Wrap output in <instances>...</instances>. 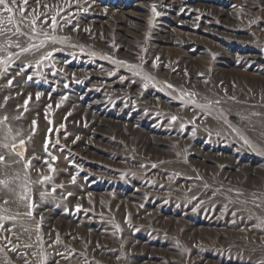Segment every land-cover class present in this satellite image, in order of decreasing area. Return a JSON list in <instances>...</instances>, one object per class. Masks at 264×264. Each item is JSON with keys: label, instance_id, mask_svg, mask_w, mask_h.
<instances>
[{"label": "rangeland", "instance_id": "374dc122", "mask_svg": "<svg viewBox=\"0 0 264 264\" xmlns=\"http://www.w3.org/2000/svg\"><path fill=\"white\" fill-rule=\"evenodd\" d=\"M197 1L201 5V11L206 13L205 16L208 14L216 24L204 25L201 11V18L195 15V18L186 20L188 24L181 22L180 14L176 15L167 8L157 6L153 0H86V3L92 2L97 8L100 7L99 10L111 21L119 17L120 9L129 11L137 22L129 28L130 33L125 34L127 40H130L131 48L128 47L129 50L124 52V57L63 36L55 23L51 25V30L40 31L35 22L22 17L20 8L13 0H5L10 12L0 5V24L11 27L25 40L18 38L20 42L15 44L0 41V108L18 112V143L21 145L19 153L10 150L12 156H8L0 144V168L14 167L25 186L15 203L1 202L4 194L0 187V264H134L135 255L131 256L128 245V240L132 237L139 241L151 239L157 245L171 248V253H159V257L152 259L146 257V252H141L137 256L139 259L143 256L145 262L142 264H190V259L194 256L208 258L209 264H264L263 186L260 182L251 183L246 177L239 182H227L219 178L220 166L231 163L234 158L248 156L255 158L256 171L264 175V138L251 136L253 125L245 126V119L241 115L242 108L257 105L264 107V94L249 86L251 80L264 83V73L260 74L252 71L250 66L240 65L237 59L241 52H248L264 62V0ZM226 14L236 17L239 30L234 32L221 27L223 23L219 19ZM204 26L209 29L203 30ZM158 36L168 38L169 42L166 50L169 56L164 64L160 62L161 55L156 54V44H161L162 40ZM174 39L177 40L175 43ZM185 39L187 43H184ZM57 53L64 54L70 61L88 59L114 73L129 74L132 81L139 83L145 91L154 93L158 98L157 101L152 100L155 101L153 105L134 104L144 113L165 116L168 132L161 134L160 140H155L154 146L158 151L148 152L141 148L137 140L139 127L122 125L118 120L116 122L115 103L107 112L106 121H101L100 130L89 134L86 128H81L94 122L88 120L94 113L79 115L76 108L67 106L66 92L63 95L62 91L56 90L57 85L45 81L47 71L62 73ZM188 55L191 56L192 68L195 70L193 73L190 71L191 75L197 77V83L210 87L208 94L211 93V97L201 94L194 85L191 87L184 77L187 86L172 83L173 80L166 76V71H170L171 66L178 68ZM17 66L26 67V70H19L15 76L11 75L10 71ZM220 76H234L233 78L244 81L234 83L229 90ZM255 77H259L260 81ZM17 78L23 79L34 91L17 108H10L2 96V90ZM72 78L77 80L76 76ZM75 81L77 86L81 82ZM63 84L68 89L71 81L66 80ZM53 92L61 94L54 101L45 95H52ZM215 94L220 96L217 103L211 99L216 97ZM41 101L46 105L44 112L28 115L29 106ZM224 101L228 102L227 105L218 104ZM77 112L79 114L75 118H79L73 120V115ZM2 128L0 127V135ZM74 133L84 137L87 135L88 138L84 145L89 148V153L82 154V159H78L74 152L66 148L69 139H78ZM179 134L183 140L177 136ZM204 142L206 146L222 147L227 151L225 153H229L226 154L227 157L219 156L220 160L214 161L211 174H207L206 170L203 171L193 161L195 155L192 149H198ZM117 160L123 164H116ZM11 180L14 179L10 178ZM6 182L7 178L0 181V185ZM129 193L134 197H129ZM152 197L164 206L151 204L149 199ZM39 208L42 214L37 212ZM50 209L61 215L77 214V217L82 212L87 220L86 224L92 226L90 229L95 233L94 237L91 235L80 239L77 236V239L76 236L73 238L70 234L65 235L66 226L58 221L53 223V227L46 225L44 213ZM210 214L219 218L218 230L205 224L204 220ZM246 223L248 227H243ZM96 237L98 241H106L115 250V254L103 253L100 248L95 247Z\"/></svg>", "mask_w": 264, "mask_h": 264}, {"label": "bare ground", "instance_id": "6f19581e", "mask_svg": "<svg viewBox=\"0 0 264 264\" xmlns=\"http://www.w3.org/2000/svg\"><path fill=\"white\" fill-rule=\"evenodd\" d=\"M91 1V0H90ZM152 1V0H151ZM153 2L156 3L157 6L167 8L168 10L174 12L176 15L180 14V18L182 19L181 22L187 23V19H193L195 18V15L202 17L200 14L201 11V5L199 1L197 0H153ZM235 2V1H234ZM10 3V2H9ZM13 3V2H12ZM89 3V2H88ZM86 3V0H15V4L20 8V11L22 12L23 18L31 19L33 22H35L40 31L45 30H51V25L54 23L56 24V27H58L59 33L63 36L71 37L77 42H87L90 43L95 48H98L97 50H103L107 51L111 54H119V56L125 55L124 52L126 50H129L131 48L130 40L126 38L125 34L130 33L129 28L135 25L137 23L130 15L129 11H120L118 12L119 17L111 19L108 16H105L103 12L99 10V8L96 7L94 3ZM139 3V2H138ZM146 3V2H145ZM218 3V2H217ZM98 4V3H97ZM144 4V3H143ZM148 3H146L147 5ZM204 4V3H202ZM261 4V3H260ZM52 5H54V8H52ZM131 5V4H130ZM205 5V4H204ZM15 6V5H14ZM16 7V6H15ZM141 7V6H140ZM218 7V6H216ZM223 7V6H222ZM221 7V9H222ZM56 8V9H55ZM159 8V7H158ZM205 8V7H204ZM55 9V11L53 10ZM226 9V8H225ZM214 10V9H213ZM212 10V11H213ZM103 11V10H102ZM161 11V10H159ZM203 11V10H202ZM201 11V13H203ZM211 11V10H210ZM218 11V10H217ZM227 11V9H226ZM232 11V10H231ZM133 13V12H132ZM163 13V12H162ZM170 13V12H169ZM214 13V12H213ZM206 14V13H205ZM203 13L202 17V23L204 25H213L216 24L213 22L212 18L210 16H205ZM210 14V12H209ZM215 14V13H214ZM111 15V14H109ZM213 15V14H212ZM21 17V18H22ZM116 17V16H115ZM173 17V16H172ZM186 19H183V18ZM20 18V19H21ZM171 18V17H170ZM236 18V17H235ZM234 17H230L229 14L224 15V18L219 19L221 23V27H226L229 30L236 31L239 30V23L236 21ZM242 18V16H241ZM175 19V17H174ZM179 19V18H178ZM197 19V18H196ZM214 19V18H213ZM177 20V19H176ZM175 20V22H176ZM199 20V19H198ZM219 21L218 19H216ZM243 20V18H242ZM161 21V20H160ZM216 21V22H217ZM26 22V21H25ZM160 23V22H159ZM27 24V23H26ZM157 24V23H156ZM181 24V23H180ZM188 24V23H187ZM220 24V22H219ZM174 25V24H173ZM192 25V24H191ZM190 25V26H191ZM24 26V25H23ZM139 26V25H138ZM137 26V27H138ZM202 26V25H201ZM157 27V26H156ZM173 27V26H172ZM175 27V26H174ZM173 27V28H174ZM139 28V27H138ZM160 28V27H159ZM170 28V27H169ZM201 28V27H200ZM211 28V27H210ZM11 27H7L5 24H0V41L6 42V43H14L20 42V39L23 41V37H19V33H15ZM176 29V28H175ZM203 30L209 29L208 27L202 28ZM26 30V29H25ZM25 30H22L23 33H25ZM166 30V29H164ZM163 30V31H164ZM172 30V29H171ZM201 30V29H200ZM53 31V30H52ZM123 31L124 33H121ZM155 31V30H154ZM152 31V32H154ZM220 31V30H219ZM218 31V32H219ZM184 32V31H182ZM214 32V31H213ZM134 33V32H133ZM223 33V32H222ZM221 33V35H222ZM225 33V32H224ZM135 34V33H134ZM227 34V33H226ZM230 34V31H229ZM133 35V34H132ZM157 35V34H156ZM165 35V34H164ZM186 35V34H185ZM237 35V34H235ZM219 36V35H218ZM223 36V35H222ZM228 36V34H227ZM226 36V37H227ZM230 36V35H229ZM170 37V36H169ZM244 37V36H243ZM242 37V38H243ZM20 38V39H18ZM166 37H160L158 36V39H162L160 42L161 44H156V54L161 55L159 57L161 64H164L168 60V54L166 52L169 44L168 38ZM232 38V37H231ZM237 38V37H236ZM240 38V37H239ZM248 38V37H246ZM180 39V38H179ZM178 39V40H179ZM245 39V38H244ZM243 39V40H244ZM133 40V39H132ZM165 40V41H164ZM167 40V41H166ZM181 40V39H180ZM68 41V40H64ZM172 41V40H171ZM177 41V40H176ZM174 39V43L176 42ZM186 41V39H185ZM190 41V39H189ZM229 41V40H228ZM62 42V41H61ZM151 43V42H150ZM166 45H165V44ZM173 43V41H172ZM183 43V42H182ZM184 43H187L184 42ZM194 43V42H192ZM153 45V44H152ZM155 45V44H154ZM184 45V44H183ZM242 45V44H241ZM244 45V44H243ZM194 46V45H193ZM250 46V45H249ZM129 47V48H128ZM189 47V46H188ZM133 48V47H132ZM135 48V47H134ZM137 48V47H136ZM151 49V48H150ZM219 49V48H218ZM136 50V49H135ZM232 51V50H231ZM245 51V50H244ZM222 52V51H221ZM103 53V52H101ZM128 53V52H127ZM155 53V51H154ZM161 53V54H160ZM129 54V53H128ZM153 54V53H152ZM230 54V53H228ZM234 54V53H233ZM156 55V56H157ZM226 55V54H225ZM117 56V55H116ZM120 56V57H121ZM155 56V55H154ZM185 56V55H184ZM230 56V55H229ZM232 56V55H231ZM259 56V55H258ZM76 57V56H75ZM80 57V56H79ZM84 57V56H83ZM119 57V58H120ZM124 57V56H123ZM153 57V56H152ZM228 57V56H227ZM234 57V56H233ZM146 58V57H145ZM229 58V57H228ZM150 59V58H149ZM156 59V58H154ZM238 61L240 65L242 66H250L251 70L264 73V62L260 59H258L256 56H253L249 54L248 52H241L240 55H238ZM57 60L60 62V69L62 73H53L48 72L45 76V81L49 84L57 85L56 90L62 91V94H65V100L67 102V106L70 108H76L78 110V113L73 115V120H76V115H86V113L94 115L88 118L90 123L89 125H83L81 128H86L87 132L95 133L99 129V126L101 125V121L106 118L107 112L110 111V108L113 107V104H117V110L114 114L117 120L121 122L122 125H127L130 127H139V130L137 131V140L138 144L141 146V148L146 149L149 151H158L156 147L154 146L155 140H158L161 134L167 133V121L165 120V116L163 114H155V113H144L143 110H140L138 105H135L134 103H140V104H148L153 105L155 101L152 100L155 99L157 101V96L149 91H145V89L137 82L132 81L129 74L127 75L124 72L114 73L112 70L105 68L104 66L97 65L93 61H90L88 59H81L79 61H70L67 59V57L64 56V54L57 53ZM171 60V59H170ZM230 60V59H229ZM154 62V61H153ZM179 63V62H178ZM221 63V62H220ZM226 63V62H225ZM160 64V65H161ZM170 64V63H169ZM58 65V64H57ZM158 65V64H157ZM149 66V65H148ZM178 66V64H177ZM227 66V65H226ZM53 67V66H52ZM58 67V66H57ZM158 67V66H157ZM168 67V66H167ZM193 63L191 56L188 55L185 58H183L182 63L179 64L178 68H173L171 66L170 71H166V76L168 78H171L173 82H177V85H185L184 78L188 80L187 82L191 85H194L196 88H198V91L202 92L201 94H206L208 97H211L208 94L210 92L209 86L201 85L197 83L195 76L191 75L193 71ZM21 68V69H20ZM32 68V67H31ZM30 68V69H31ZM58 69V70H60ZM112 69V68H111ZM220 69V68H219ZM225 69V68H224ZM16 70V71H15ZM19 70H26L25 68H22L20 66L14 67L13 70L10 71L11 75H16L17 71ZM42 70V68H41ZM44 70V69H43ZM46 70V69H45ZM120 70V69H119ZM227 70V69H226ZM225 70V71H226ZM237 70V69H236ZM29 71V70H28ZM53 71V70H52ZM192 73H191V72ZM246 71V70H245ZM244 71V72H245ZM219 72V71H218ZM221 72V69H220ZM64 73V75H63ZM67 73V77L66 76ZM213 73V72H212ZM215 73V71H214ZM247 73V72H246ZM258 73V74H259ZM216 74V73H215ZM245 74V73H244ZM252 74V73H251ZM256 74V73H255ZM257 74V75H258ZM8 75V74H7ZM162 75V74H161ZM188 75V76H187ZM221 75V74H220ZM253 75V74H252ZM72 76H76L77 80H80V84L77 86L76 83L74 84L75 79L72 78ZM181 77L183 79H181ZM189 77V78H188ZM214 77V76H213ZM219 77V76H217ZM221 77V76H220ZM234 77V76H233ZM233 77H221V80H224V83L228 86L229 90L231 86H233L234 83L244 80L233 78ZM262 78V76H259ZM258 77V78H259ZM264 77V76H263ZM166 78V77H165ZM243 78V77H242ZM254 78V77H253ZM256 78V77H255ZM256 78V79H258ZM203 79V78H202ZM201 79V80H202ZM249 79V78H247ZM260 79V78H259ZM258 79V80H259ZM6 80V77H5ZM11 80V79H10ZM9 80V81H10ZM30 80V79H29ZM66 80L71 81L70 88H65V85L63 84ZM209 80V79H208ZM211 80V79H210ZM220 80V79H219ZM2 81V80H1ZM8 81V82H9ZM75 81V82H76ZM203 81V80H202ZM260 81V80H259ZM248 82V81H247ZM205 83V82H204ZM250 84V83H249ZM248 84V85H249ZM211 85V84H210ZM245 85V84H244ZM35 86V85H34ZM187 86V84H186ZM221 86V85H220ZM255 91H259L264 94V83L257 82L251 80V85H249ZM248 86V87H249ZM53 87V86H52ZM69 87V86H68ZM193 87V86H191ZM209 87V88H208ZM35 88V87H34ZM179 88V87H178ZM222 88V87H221ZM53 89V88H50ZM55 89V88H54ZM220 89V88H219ZM238 89V88H237ZM221 90V89H220ZM224 90V89H223ZM247 90V89H246ZM245 90V91H246ZM3 97L7 101V103L11 106L10 108H17L18 105H20L21 101L25 99L30 93L34 91L33 87L26 84L24 80H17L11 84H8L5 86V88L2 90ZM39 91V90H38ZM154 91V90H153ZM222 91V90H221ZM235 91V90H234ZM50 92V91H49ZM214 92V91H213ZM252 92V91H251ZM37 93V92H36ZM44 93V92H43ZM217 94V92L215 91ZM231 93V92H230ZM236 93V92H235ZM242 93V92H241ZM244 93V92H243ZM157 94V93H156ZM214 95L216 97H212L211 99L216 102L217 98L220 96ZM44 95V94H43ZM46 97L50 100L54 99L57 100V97L61 94H53L50 93L45 94ZM1 96V95H0ZM33 96V95H32ZM155 96V97H154ZM222 96V95H221ZM233 96V95H232ZM255 96V95H254ZM63 97V96H62ZM173 97V96H172ZM207 97V98H208ZM256 97V96H255ZM31 98V97H30ZM167 98V97H166ZM242 98V97H241ZM254 98V97H252ZM61 99V98H60ZM202 99V98H201ZM219 99V98H218ZM257 99V98H256ZM205 100V99H204ZM61 101V100H59ZM63 101V100H62ZM218 101V100H217ZM255 101V100H254ZM263 101V100H262ZM176 103V101H174ZM208 102V101H206ZM49 103V101H48ZM61 103V102H60ZM217 103V102H216ZM228 102L224 101L222 105H227ZM247 103V102H246ZM252 103V102H251ZM52 104V103H51ZM5 105V104H4ZM161 105V104H160ZM229 105V104H228ZM249 105V104H246ZM45 102L41 101L38 104H34L29 106V113L28 115H34V114H42L44 112ZM56 106V105H55ZM166 106V105H165ZM235 106V105H234ZM66 107V106H65ZM64 107V108H65ZM160 107V106H159ZM68 108V107H67ZM109 108V109H107ZM170 108V107H169ZM241 108V107H240ZM62 109V108H61ZM190 109V108H189ZM62 111V110H61ZM64 111V110H63ZM145 111V110H144ZM186 111V110H185ZM188 111V110H187ZM183 112V111H182ZM66 113V111H65ZM192 113V112H191ZM229 113V112H228ZM88 114V115H89ZM167 114V113H166ZM62 115V114H61ZM171 115V114H170ZM169 115V116H170ZM241 115L245 119V126L253 125L252 130H250V135L256 138H264V107L257 105L255 107L251 108H242ZM19 116L18 112L10 111L8 109L4 110L0 108V127L2 128V133L0 137V144L3 145L5 148L7 155L12 156L11 151L17 152L21 150V145L18 143L19 141V133H20V127L18 122L16 121V117ZM192 116V115H191ZM200 116V115H199ZM42 117V116H41ZM189 117V116H188ZM71 118V117H70ZM118 118V119H117ZM179 118V117H178ZM201 118V117H200ZM67 119V118H65ZM64 119V120H65ZM4 120V121H3ZM41 120V119H40ZM70 120V119H69ZM87 120V119H86ZM87 120V121H88ZM112 120V119H111ZM122 120V121H121ZM197 120V119H196ZM235 120V119H234ZM71 121V120H70ZM80 121V120H79ZM86 121V122H87ZM106 121V120H105ZM199 121V120H198ZM42 122V121H41ZM75 122V121H74ZM84 122V121H83ZM109 122V121H108ZM115 122V121H114ZM171 122V121H170ZM191 122V121H190ZM65 123V122H64ZM72 123V122H71ZM76 123V122H75ZM178 123V122H177ZM201 123V122H200ZM24 124V123H23ZM63 124V123H62ZM84 124V123H83ZM109 124V123H107ZM181 124V123H180ZM242 124V123H241ZM68 126V125H67ZM118 126V125H117ZM184 126V125H183ZM69 127V126H68ZM71 127V126H70ZM113 127V126H111ZM135 127V128H136ZM249 127V126H248ZM74 128V127H73ZM101 128V127H100ZM116 128V127H115ZM134 128V129H135ZM244 128V127H243ZM68 129V128H67ZM102 129V128H101ZM74 130V129H73ZM104 130V128L102 129ZM117 130V129H116ZM127 130V129H126ZM132 130V129H131ZM77 131V130H76ZM196 131V130H195ZM70 133V132H69ZM79 133V132H78ZM85 133V132H84ZM171 133V132H169ZM76 137H78L77 140L69 139L66 142V148L71 150V152H74L75 156L78 157V159H82L81 155L89 153V148H87V145H84V142L88 141V138L85 136H81L80 134L74 133ZM131 134V133H130ZM176 134V133H175ZM183 134V133H182ZM92 135V134H91ZM124 135V134H123ZM173 135V134H172ZM125 136V135H124ZM164 136V135H163ZM179 138L182 139L181 134L177 135ZM63 137V136H62ZM70 137V136H69ZM162 137V136H161ZM186 137V136H185ZM92 138V137H91ZM124 138H127L126 136ZM194 138V137H193ZM66 139V138H65ZM172 139V138H171ZM190 139V138H189ZM195 139V138H194ZM206 139V138H204ZM160 140V139H159ZM183 140V139H182ZM162 141V140H161ZM211 143V142H210ZM217 143V142H216ZM35 144V143H34ZM95 144V143H94ZM97 144V143H96ZM133 144V142L131 143ZM197 144V143H196ZM221 144V143H220ZM223 144V143H222ZM61 145V144H60ZM93 146V145H92ZM181 147V146H180ZM234 147V146H233ZM64 148V147H63ZM193 148V147H192ZM58 149V148H57ZM62 149V148H61ZM140 149V148H139ZM160 149V148H159ZM227 149V147H226ZM230 149V148H229ZM141 150V149H140ZM162 150V149H160ZM194 153V159L193 161L196 162L199 166L202 167L203 171L206 170V173L208 172L211 174L212 172V165L215 163L219 156H226V154L229 155L225 149L222 147H216V146H206L205 142L202 143V146H200L198 149H192ZM138 151V150H137ZM144 151V150H143ZM61 152V151H60ZM67 152V151H66ZM162 152V151H161ZM231 152V151H229ZM19 153V152H18ZM92 153V152H91ZM232 153V152H231ZM66 154V153H65ZM144 154V153H143ZM152 154V153H151ZM233 154V153H232ZM246 154V153H245ZM90 155V154H89ZM244 155V154H243ZM117 156V155H116ZM154 156V155H153ZM152 156V157H153ZM233 156V155H232ZM150 157V156H149ZM227 157V156H226ZM119 158V157H118ZM231 158V157H230ZM158 159V158H157ZM227 159V158H226ZM229 159V158H228ZM106 160V159H105ZM112 160V159H111ZM126 160V159H125ZM124 160V161H125ZM217 160V161H218ZM222 160V158H221ZM232 159H230L231 161ZM189 161V160H188ZM229 161V160H228ZM81 162V161H80ZM83 162V161H82ZM256 160L255 158L248 156L245 158H234V160L231 163H228L224 166H220L219 168V178L220 180H226L227 182H239L243 180L244 177L251 183L260 182L261 185L264 188V175L261 173H258L254 166H256ZM89 163V162H88ZM116 164H123L121 161H115ZM126 163V162H125ZM246 163V164H245ZM77 164V163H76ZM64 167V166H63ZM84 167V166H83ZM120 167V166H119ZM65 168V167H64ZM67 168V167H66ZM85 168V167H84ZM197 168V167H196ZM264 168V167H263ZM63 169V168H62ZM78 171V170H77ZM150 171V170H149ZM216 171V170H215ZM259 171V170H258ZM262 171V170H260ZM70 172V171H69ZM73 172V171H72ZM79 172V171H78ZM158 172V171H157ZM263 172V171H262ZM77 173V172H76ZM154 173V172H152ZM213 173V172H212ZM215 173V172H214ZM20 174L17 170L14 169V167H8L7 169L0 168V181L5 180L7 178L6 184L4 183L1 188H3V194L4 198L2 197L1 202H17L19 196L23 193L25 186L23 181L21 180ZM165 174V173H164ZM79 175V174H78ZM147 175V174H146ZM154 175V174H153ZM206 175V174H204ZM158 176V175H157ZM82 177V176H81ZM163 177V176H162ZM209 177V176H208ZM10 178L14 179L13 181H10ZM122 178V177H121ZM90 180V179H89ZM135 180V179H134ZM129 181V180H128ZM225 181V182H226ZM5 182V181H4ZM12 182V183H11ZM11 183V184H10ZM140 183V182H139ZM263 183V184H262ZM149 184V183H148ZM147 184V185H148ZM233 184V183H232ZM239 184V183H238ZM241 185V184H240ZM67 186V185H66ZM149 186V185H148ZM72 188V187H71ZM73 189V188H72ZM139 189V188H138ZM121 190V189H120ZM146 190V189H145ZM153 190V189H152ZM264 190V189H263ZM70 191V190H69ZM74 191V190H73ZM159 192V191H158ZM264 192V191H263ZM129 197H134L133 194L128 195ZM128 198V197H127ZM71 199V198H70ZM117 199V198H116ZM123 199V198H122ZM74 200V199H73ZM151 204L157 203L159 206H164L163 203L158 201V199H155L152 197L149 199ZM148 200V201H149ZM123 203V202H122ZM128 203V202H127ZM146 203V202H144ZM143 203V204H144ZM150 204V203H149ZM156 204V205H157ZM169 204V203H168ZM195 206V205H194ZM49 207V206H48ZM47 207V208H48ZM150 207V206H149ZM43 208V207H42ZM144 208V207H143ZM194 208V207H193ZM45 209V208H44ZM148 209V208H146ZM153 209V208H152ZM151 209V210H152ZM163 210V209H162ZM172 210V209H170ZM169 210V211H170ZM217 210V208H216ZM41 208L37 209V212L42 214ZM134 211V210H133ZM150 211V209H149ZM156 211V210H155ZM185 210H182L184 212ZM159 212V210H158ZM187 212V211H186ZM134 213V212H133ZM180 213V212H179ZM200 212H198L199 214ZM79 214V213H78ZM143 214V213H142ZM160 214V213H159ZM36 216V215H35ZM140 216V215H139ZM152 216V215H151ZM192 216V215H191ZM207 216V215H206ZM77 214H67V215H61L60 213H57L55 211H46L44 213V221L46 225H51L53 227V223L55 221L62 222L66 226L65 235L70 234L73 236V238L76 236L81 238H85L86 236H93V230L90 229L89 225L86 224L87 220L84 219V215L81 212L79 214V217H77ZM153 217V216H152ZM164 217V215H163ZM179 217V216H178ZM87 218V217H86ZM162 218V217H161ZM227 218V217H225ZM38 219V218H37ZM143 219V218H142ZM159 219V218H156ZM175 219V218H174ZM185 219V218H184ZM153 220V219H152ZM166 222V218H164ZM169 220V219H168ZM172 220V218H171ZM226 220V219H225ZM223 220V221H225ZM156 221V220H155ZM161 221V220H160ZM159 221V222H160ZM193 221V220H192ZM154 222V221H153ZM183 222V221H182ZM205 224L208 227H211L213 229L218 230V226L220 225V221L218 217H215L214 215H208L206 219L204 220ZM243 222V221H242ZM199 223V222H198ZM157 224V223H156ZM191 225V224H190ZM198 225V224H197ZM250 225V224H249ZM159 226V225H157ZM162 226V225H161ZM179 226V225H178ZM243 227H248V223L243 224ZM185 227V226H184ZM187 227V226H186ZM199 227V225L197 226ZM202 227V226H201ZM253 227V226H252ZM158 228V227H157ZM204 228V227H202ZM221 228V227H220ZM225 228V226L223 227ZM236 228V227H235ZM59 229V227H58ZM61 229V228H60ZM239 229V228H238ZM250 229V228H249ZM64 230V229H63ZM62 230V231H63ZM192 230V229H191ZM196 230V229H195ZM207 230V229H206ZM205 230V231H206ZM231 230V229H230ZM193 231V230H192ZM248 231V230H247ZM61 232V231H60ZM185 232V231H184ZM194 232V231H193ZM203 232V231H202ZM207 232V231H206ZM212 232V231H211ZM53 233V231H52ZM98 233V232H97ZM205 233V232H204ZM264 234V232H262ZM60 234V233H59ZM95 234V233H94ZM140 234V233H139ZM214 234V233H213ZM251 234V232H250ZM247 234V235H250ZM49 235V234H48ZM99 235V233L97 234ZM200 235V234H199ZM202 235V234H201ZM196 236V235H195ZM216 236V235H215ZM220 236V235H219ZM254 236V235H253ZM256 236V235H255ZM77 237V239H79ZM94 237V236H93ZM105 237V236H103ZM130 237V236H129ZM149 237V236H148ZM261 238L260 236H258ZM257 237V238H258ZM64 238V237H63ZM100 238V237H99ZM163 238V237H162ZM198 239V238H197ZM204 239V238H203ZM223 239V238H222ZM87 240V239H86ZM95 240V239H94ZM115 240V239H113ZM75 241V240H74ZM78 241V240H77ZM93 241V239H92ZM96 237V245L97 248H100L103 253H113L115 250L112 249L110 246L107 245L106 241H103L99 239L97 242ZM161 241V240H160ZM202 241V240H201ZM49 242V241H48ZM111 243V242H110ZM221 243V242H220ZM87 244V243H86ZM91 245V244H90ZM93 245V244H92ZM128 245L130 252L132 253L131 256L135 255V259L133 260L134 264H142L143 262V256L139 255L141 252H146V257L149 259H152L154 257H159V253H171V248L169 246L165 245H157L154 241L151 239H146L144 241H139L135 238H130L128 240ZM52 246V245H51ZM116 246V245H115ZM91 247V246H90ZM127 251V250H125ZM101 252V253H102ZM65 253V252H64ZM67 253V252H66ZM89 253V252H88ZM103 253L101 255H103ZM118 253V252H117ZM96 254V253H95ZM115 254V253H113ZM193 254V253H191ZM198 254V253H197ZM196 254V255H197ZM75 255V254H74ZM195 255V254H194ZM137 256V257H136ZM167 256V255H166ZM169 256V255H168ZM216 256V255H215ZM220 256V255H219ZM102 257V256H101ZM105 257V256H104ZM114 257V256H113ZM176 257V256H175ZM214 257V256H213ZM218 257V256H217ZM94 258V257H93ZM112 259V257H110ZM190 258V257H188ZM73 259V258H72ZM80 259V258H79ZM78 259V260H79ZM104 259V258H103ZM168 259V258H167ZM176 259V258H175ZM205 258L203 256H194L190 259V264H209V259ZM132 260V258H131ZM170 260V259H168ZM189 260V259H188ZM212 260V259H211ZM221 260V259H220ZM239 260V259H238ZM106 261V259H105ZM112 261V260H111ZM215 261V260H214ZM81 262V261H80ZM115 262V261H114ZM147 262V261H146ZM154 262V261H153ZM108 263V262H107ZM113 263V262H112ZM173 263V262H171ZM65 264V263H64ZM101 264V262H100ZM131 264V263H130ZM148 264V263H147ZM168 264V263H167ZM174 264V263H173ZM189 264V263H188ZM212 264H215L213 262ZM221 264V263H219Z\"/></svg>", "mask_w": 264, "mask_h": 264}, {"label": "snow or ice", "instance_id": "6c2138e0", "mask_svg": "<svg viewBox=\"0 0 264 264\" xmlns=\"http://www.w3.org/2000/svg\"><path fill=\"white\" fill-rule=\"evenodd\" d=\"M13 2H15V0H13ZM0 5H3L6 11H11V9L8 8L7 4L5 3V0H0Z\"/></svg>", "mask_w": 264, "mask_h": 264}]
</instances>
